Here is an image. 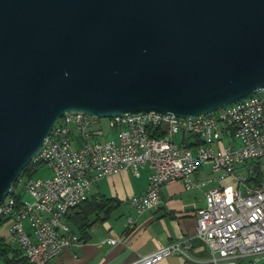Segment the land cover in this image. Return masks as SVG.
<instances>
[{
  "label": "water",
  "instance_id": "obj_1",
  "mask_svg": "<svg viewBox=\"0 0 264 264\" xmlns=\"http://www.w3.org/2000/svg\"><path fill=\"white\" fill-rule=\"evenodd\" d=\"M264 89V0H0V201L61 115L207 113Z\"/></svg>",
  "mask_w": 264,
  "mask_h": 264
},
{
  "label": "built area",
  "instance_id": "obj_2",
  "mask_svg": "<svg viewBox=\"0 0 264 264\" xmlns=\"http://www.w3.org/2000/svg\"><path fill=\"white\" fill-rule=\"evenodd\" d=\"M99 118L65 112L33 157L45 161L49 173L22 178V254L28 264H62L55 257L80 240L65 213L91 194L97 179L121 169L139 175L147 167L145 191L128 198L141 213L158 205L165 183L181 180L186 188L203 186L207 181H195L192 174L204 163L218 183L205 190L195 234L207 248L210 264L264 260V176L257 182L247 180L252 173L248 161L264 156V89L198 115L144 110L110 116L115 133L105 139L92 137L100 132L91 127ZM156 130L163 134H152ZM178 132L180 140L174 138ZM227 177L231 182H222ZM127 220L133 225L132 215ZM189 247V241L176 239L125 264H155L174 252L186 254Z\"/></svg>",
  "mask_w": 264,
  "mask_h": 264
},
{
  "label": "crops",
  "instance_id": "obj_3",
  "mask_svg": "<svg viewBox=\"0 0 264 264\" xmlns=\"http://www.w3.org/2000/svg\"><path fill=\"white\" fill-rule=\"evenodd\" d=\"M174 138L180 140L182 134L175 133ZM74 141L79 144L80 137L76 136ZM148 175L149 169L143 167L139 175H134L130 169H121L97 179L92 184L91 194L116 197L120 200L119 205L108 218L95 221L88 227L87 239L63 248L55 259L62 264H125L153 251L160 244L184 238L190 242L186 254L174 252L155 264H210L209 252L195 234L196 211L205 205V190L218 183L212 179L210 165L201 164L192 174L195 181H207L203 186L186 188L181 180L165 183L161 187L158 205L137 213L128 198L145 191ZM128 215H132L133 225L128 222ZM72 228L80 237V233ZM8 231L9 218H6L0 222V235L4 242L10 243ZM0 264H6L2 258Z\"/></svg>",
  "mask_w": 264,
  "mask_h": 264
},
{
  "label": "trees",
  "instance_id": "obj_4",
  "mask_svg": "<svg viewBox=\"0 0 264 264\" xmlns=\"http://www.w3.org/2000/svg\"><path fill=\"white\" fill-rule=\"evenodd\" d=\"M155 135H162L163 131L156 130ZM77 134H73L72 138L75 140ZM76 142V141H75ZM76 144H78L76 142ZM248 163L252 166V173L248 177V181L257 182L264 176L261 161L251 159ZM45 166V161L42 159H31L23 168L21 175H19L17 181L14 183L13 188L9 190V194L12 193L19 201L21 200L24 189L18 191L19 179L30 178L35 176L38 171ZM23 188V187H22ZM120 200L113 196H107L104 194H90L86 199L81 201L77 206L68 209L65 213L67 221L74 229L80 233V239H87L89 236L88 227L95 221L105 220L109 217L110 213L119 205ZM4 220V219H3ZM3 220H0L3 221ZM4 239L0 240V258L6 264H28V260L25 255L22 254V250L18 247H14L10 243L4 242ZM264 264V260L261 262Z\"/></svg>",
  "mask_w": 264,
  "mask_h": 264
},
{
  "label": "bare ground",
  "instance_id": "obj_5",
  "mask_svg": "<svg viewBox=\"0 0 264 264\" xmlns=\"http://www.w3.org/2000/svg\"><path fill=\"white\" fill-rule=\"evenodd\" d=\"M62 120L63 115L55 123H61ZM18 184H22V178L19 179ZM6 218H9V242L14 247L22 250V198L19 201L12 193L9 194V192L3 201H0V220Z\"/></svg>",
  "mask_w": 264,
  "mask_h": 264
},
{
  "label": "rangeland",
  "instance_id": "obj_6",
  "mask_svg": "<svg viewBox=\"0 0 264 264\" xmlns=\"http://www.w3.org/2000/svg\"><path fill=\"white\" fill-rule=\"evenodd\" d=\"M92 128H101L100 132L97 134H93L92 137L93 138H99V139H105V138H109L111 136L114 135L115 133V129L114 127H112L109 124V119L107 117H100L99 118V122L98 123H93L91 125ZM176 140H179V138H175ZM75 144V143H74ZM261 162H262V168L264 171V156L261 158ZM49 173V169L46 166H43L36 175H45ZM229 180L226 181L225 183H230L231 179L229 177H227ZM225 178V179H227ZM18 191L22 192V184L18 185ZM263 261V259H260L258 261L255 262V264H261V262Z\"/></svg>",
  "mask_w": 264,
  "mask_h": 264
}]
</instances>
